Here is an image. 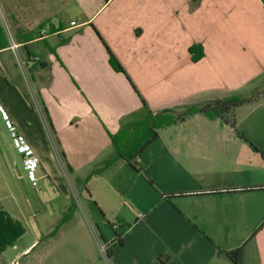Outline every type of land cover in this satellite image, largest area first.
<instances>
[{"label": "crops", "instance_id": "0c3cea01", "mask_svg": "<svg viewBox=\"0 0 264 264\" xmlns=\"http://www.w3.org/2000/svg\"><path fill=\"white\" fill-rule=\"evenodd\" d=\"M0 7V32L6 42L0 55L12 52L11 43L18 45L39 98L38 106L32 105L22 93L23 73L10 79L0 59V104L39 159L36 185L26 182L30 187L45 180L53 184L71 214L54 236H49L50 228L33 248L39 250L40 261L68 264L69 259L57 256H70L75 244L86 247L91 263L96 258L104 264L93 255L92 223L104 242H113V236L103 235L91 209L90 217L83 213L75 218L70 175L77 190L87 194L88 206L89 180L95 188L108 178L105 185L120 201L114 215L127 227L111 264H264V189L243 191L249 187L227 178L198 187H125L130 178L142 175L138 155L139 172L118 159L103 174L90 176L115 156L110 136L149 113H179L218 100L188 104L196 96L264 79V0H0ZM193 45L202 48L196 62L189 53ZM105 46L126 75L112 68ZM237 65L240 72L234 73ZM244 106H253L244 117L251 129L264 126V95ZM146 109L147 115L134 120ZM169 143L166 155L176 171L181 168L187 175L211 168L208 163L194 168L201 147L198 137L176 136ZM138 191L147 198H130ZM177 193L186 196H171ZM0 211L20 223L18 200L0 199ZM20 238L10 247L19 258L34 245L20 253ZM7 250L0 254L4 261ZM236 250L235 261L227 254Z\"/></svg>", "mask_w": 264, "mask_h": 264}, {"label": "rangeland", "instance_id": "374dc122", "mask_svg": "<svg viewBox=\"0 0 264 264\" xmlns=\"http://www.w3.org/2000/svg\"><path fill=\"white\" fill-rule=\"evenodd\" d=\"M1 13L0 7V15ZM8 32L4 31V37L7 39L9 38ZM0 59L5 60L8 69L7 74L10 75V79H15V75L20 76V73H23L24 91L27 93L30 103L38 106V94L29 74L24 70L20 51L17 50L16 53L4 52L0 55ZM221 70H223L222 65L219 63L218 72H221ZM225 71L228 70L225 69ZM239 72L240 65H237L234 73ZM12 81L19 84L18 81ZM262 86H264V79H259L254 84L239 83L234 87L222 88L216 92L196 96L193 100L188 101V104L192 101H195L194 104L202 103L210 97L218 100L231 97H250L254 94V88H262ZM252 107L242 106L235 109L233 123L220 118L209 121L202 114L197 113L187 118L182 125L158 130V139L147 149L140 151L138 149L141 143L135 145V149L138 147V160L143 172L142 175L136 176L137 180H135V177L130 178V184L125 187H198L217 184L225 178L231 179L234 184L242 182L248 187L264 184V156L254 152L251 148V146L255 147L264 153V142L258 141L259 139L264 140V126L257 124L251 129V123L246 119L248 118L247 113ZM149 111L146 109L140 114L137 113L134 120L142 115H147ZM242 118L243 122L241 123ZM50 133L53 136L52 131ZM173 135L198 137L201 147L194 168L203 167L206 163L210 164L211 168H204V170L201 169L197 173H187V175L180 172L182 171L181 168L176 171L171 165L172 160L166 155L169 154L168 148L172 146L169 143L170 139L176 137H173ZM61 161L65 165L62 157ZM145 176L150 177V179L145 180ZM104 180L108 181V178ZM104 180L97 182L101 184L100 187L95 188L92 187L94 185L93 180L87 182L86 189L92 198L89 202L90 206L87 204V194L77 190L74 179L70 175L68 176V182L73 193L70 187L67 188L69 193L71 192L72 200L76 205L75 211H73L76 215L75 218L83 215V213L90 217L89 210L91 209L99 220L103 235L112 237L114 233L110 225L117 223L114 211H117L121 205L115 192L105 185ZM26 181L20 157L13 149L8 130L0 118V199H6V202L13 200L20 202V225L24 229V234L20 238V253L34 242V245L26 253L20 254V258L15 257V250L8 247L3 255L6 256V260L4 261L0 257V264H49L48 261H40L39 250H33V248L40 243V238L50 228L52 233L56 226L55 223L59 224L62 219L67 218L68 211L62 206L63 199L56 193L53 184L45 180L38 187H30ZM140 193V191L135 194L131 193L130 198L134 200H138L140 196H143L142 199L147 198L145 194L138 196ZM94 196L104 204L103 207L98 206V201ZM92 226L96 238V248L94 250L96 253H93V255L98 256L104 264H111L110 260L105 259L100 252V247L106 246V242H103L100 238L95 223H92ZM71 251L70 256H57V260L59 258L69 259L68 264H98L96 258H94L93 263L89 261L87 258L88 251L84 246L72 244Z\"/></svg>", "mask_w": 264, "mask_h": 264}, {"label": "trees", "instance_id": "16d2710c", "mask_svg": "<svg viewBox=\"0 0 264 264\" xmlns=\"http://www.w3.org/2000/svg\"><path fill=\"white\" fill-rule=\"evenodd\" d=\"M5 44L6 42L3 40L2 32H0V46H4ZM105 47L108 51L109 62L112 68L115 71L121 72L126 75L124 69L121 67L118 60L110 52L107 46ZM201 50L202 48L195 45L189 48V53L193 62L199 60L202 52ZM127 79L129 80L133 89H135L130 79L128 77ZM22 93L24 97L29 100L27 93L25 91H22ZM262 95H264V90L255 92L250 97H231L223 100L205 102L200 105H193L179 113H175L169 110H165L157 114L149 113L145 118L139 120L138 122L126 126L118 135L110 136V139L116 149V154L113 158L107 160L101 169L93 171L90 176H99L103 174L118 159L126 160L129 166L135 172H139V166L136 161L138 150H144V148H146L157 137L158 130L169 127L176 123H182L187 118L197 113L202 114L209 120H215L220 118L225 119L226 122L228 121L233 123L235 109L255 102ZM142 104L145 108H147V105L143 100ZM139 143H141L139 149L138 147L135 149V145H138ZM251 148L254 152L260 153L262 156H264V153L260 152L257 148L252 146ZM262 189H264V187H249L244 188L242 190L256 191ZM171 196H186V194L177 193L172 194ZM70 215L71 214L68 213L66 215L67 218L62 219V221L58 225H56L55 229L49 235L50 237L54 236L60 229L61 225H63L69 220ZM116 224H118V229L113 230V242L105 243L106 258L108 260H111L116 247L123 245L124 243V232L127 225H122L119 222H117ZM112 225L113 224L110 225L111 229ZM23 234L24 229L20 225V223L16 220L11 219L3 211H0V254L4 252V250H6L8 247H12L16 240ZM239 252L240 250H236L233 253H229L227 255H230L232 259L236 261Z\"/></svg>", "mask_w": 264, "mask_h": 264}, {"label": "built area", "instance_id": "2783aa9c", "mask_svg": "<svg viewBox=\"0 0 264 264\" xmlns=\"http://www.w3.org/2000/svg\"><path fill=\"white\" fill-rule=\"evenodd\" d=\"M71 26L75 25L74 22L70 23ZM40 34H44V31H41ZM10 50L14 53L18 50V45L11 43ZM32 61L36 62L38 59L32 57ZM0 118L4 122L6 129L8 130L11 144L15 152L20 155L22 160V166L25 173V178L31 185H36L37 183V168L39 165V159L36 156L32 146L29 144L24 135L19 133L15 128L13 122L9 118V115L5 108L0 104ZM118 224L112 225V230H117ZM100 252L106 258V246L100 247Z\"/></svg>", "mask_w": 264, "mask_h": 264}]
</instances>
